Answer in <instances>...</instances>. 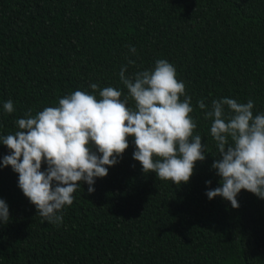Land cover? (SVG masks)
<instances>
[{
    "label": "trees",
    "instance_id": "1",
    "mask_svg": "<svg viewBox=\"0 0 264 264\" xmlns=\"http://www.w3.org/2000/svg\"><path fill=\"white\" fill-rule=\"evenodd\" d=\"M129 59L127 75L158 59L176 67L206 160L187 184L160 181L133 159L129 137L95 192L82 183L54 225L3 166L10 150L0 143V199L10 211L0 222V264H264V199L241 190L233 208L206 195L220 186L211 167L219 151L198 107L201 99L207 109L224 97L252 99L254 115L264 113V0H0V137L29 110L57 106L76 90L93 93V83L98 99L108 86L127 93L119 72Z\"/></svg>",
    "mask_w": 264,
    "mask_h": 264
},
{
    "label": "clouds",
    "instance_id": "2",
    "mask_svg": "<svg viewBox=\"0 0 264 264\" xmlns=\"http://www.w3.org/2000/svg\"><path fill=\"white\" fill-rule=\"evenodd\" d=\"M129 51L136 54L134 46L129 45ZM134 64L129 59L119 72L127 93L108 86L98 99L94 92L99 86L93 83V93L76 90L59 98L57 106L35 115L29 110L17 119V131L0 137L10 150L3 166L18 173V187L47 222L63 223V210L73 204L82 183L89 185V194L95 192L96 178L106 177L109 167L122 159L129 137L135 142L133 159L160 181L187 184L196 162L206 160L207 146L194 135L192 98L177 78L176 67L158 59L154 68L127 75ZM198 107L212 120L210 133L219 151L211 167L221 178L220 186L210 188L207 197H222L233 208L240 207L241 190L264 199V113L254 115L252 99H215L210 109L201 99ZM3 109L13 113V102H5ZM9 221V206L0 199V222Z\"/></svg>",
    "mask_w": 264,
    "mask_h": 264
}]
</instances>
